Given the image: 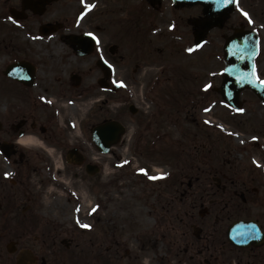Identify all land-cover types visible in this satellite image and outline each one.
<instances>
[{"label": "flooded vegetation", "instance_id": "1", "mask_svg": "<svg viewBox=\"0 0 264 264\" xmlns=\"http://www.w3.org/2000/svg\"><path fill=\"white\" fill-rule=\"evenodd\" d=\"M198 1L0 0V264H103L108 236L93 235L90 247L73 251L74 240L44 227L31 181L41 176L42 183L54 184L53 178L63 177L72 184L65 190L69 200L91 190L97 211L110 199L118 207L122 197L102 196L109 186L103 184L104 164L119 156L130 128L135 154L155 165L150 178L159 176L155 195L165 214L157 229L163 238L180 243L181 204L203 184L201 226L186 242L185 262L264 264V239L244 247L229 240L237 222L255 223L264 234V0H234L232 10L231 3L210 0L220 3L210 9L212 19L226 16L205 35ZM178 54L191 56V64L168 71L167 61ZM194 86L206 88L202 99L224 103L228 118L242 116L230 124L245 138L228 148L241 157L227 152L221 168L215 163L220 145L207 139L191 154L202 158L183 160L178 171L183 149L167 129L178 133L185 123L202 133L211 129L199 114L183 112L200 97L186 88ZM124 170L129 175L130 167ZM250 210H259L256 219ZM37 230L42 232L33 234Z\"/></svg>", "mask_w": 264, "mask_h": 264}, {"label": "rangeland", "instance_id": "2", "mask_svg": "<svg viewBox=\"0 0 264 264\" xmlns=\"http://www.w3.org/2000/svg\"><path fill=\"white\" fill-rule=\"evenodd\" d=\"M174 57L173 60L166 63V67L169 68L168 71L170 68L180 67L179 64L182 66L191 64L192 57L187 54H178ZM150 70L152 72L158 71L155 68H150ZM167 76H169L168 72ZM186 88L193 89L194 93H198L200 97H193L188 103L185 102L188 108H185L183 112L187 110L190 114H199L201 123H205L211 129L207 133H202L198 128L191 127L192 124L186 125V123L182 126L184 130L178 131V133L172 127L167 129L166 136L174 144L177 142L179 148L183 149L184 155L176 166L177 170L180 171V163L183 160L202 158L201 155L192 157L191 154L193 151H201L202 146L207 143V139H210L212 146L214 144L220 145V147L214 146L215 163L219 168L222 166V161L228 158L227 152H231L235 159H239L241 155L238 151H228V148L230 144H233V148H238L245 138L241 128L230 124L231 120L240 122L242 116L228 118V111L224 103L202 99L206 88L201 86ZM149 105V102H143L145 110H150ZM187 129H193V134H187ZM132 132L135 133L130 128L124 141V147L116 151L119 156L105 158L103 173V184L113 185L116 183L117 177L118 184L114 185L117 188L113 191H106L109 186L106 187L102 196L106 198L110 193H114L115 198L118 195L119 199L122 197V200H125V203L120 200L117 207L113 203L115 199H110L109 203L103 206L105 207L103 210L98 209L97 211V195L91 190L87 192L88 194L74 193V197L69 200L65 190H70L72 184L66 179L63 177L61 179L53 178L54 184H44L41 182V176H33L34 184L31 181V190L34 193V202H36L34 207L41 208L44 227H49L53 231L59 230L63 237L74 240L73 251H78L83 246L90 247L93 235L96 236L101 233L98 240L107 235L108 240L105 241L103 247L105 252L102 251V254L104 253L102 256L103 264H145V261L147 264H187L184 254L186 242L190 239L194 240L193 235L197 233L196 226H201L199 212L202 210L200 203H202L201 190L203 184H199L197 196L190 197V200L185 199L181 204V217L185 224L180 243L174 244L175 237L173 239L163 238L164 230L157 229L162 220V215L165 214L160 202L161 195L158 197L155 195L157 184H160L156 183L155 179L159 176H156L155 179L150 178L155 165L144 162L141 157L135 154L132 140L130 143L128 142ZM128 147L133 151L132 154ZM117 160L118 163H116ZM127 167H130L129 175H123L126 171L124 169ZM45 169L49 170V167L45 166ZM53 169L56 168L50 167V171ZM58 170L61 172L60 168ZM5 171L7 175H10L8 168H5ZM185 185H187V181H185ZM49 191L54 192L50 194ZM166 192L168 193V190ZM85 197L89 200L86 201ZM61 210L68 212V216L60 219L55 218L54 213ZM116 210L119 212L118 216L115 213ZM258 211L250 210L249 215L256 219ZM186 214H194L195 218L190 219V216L187 217ZM48 219L49 223H47ZM84 225L90 227L86 228ZM38 232L42 231L37 230L33 234H38ZM113 233L116 234V237L112 236ZM31 246L35 248V246ZM96 247L99 248V251L102 250L101 246L96 245ZM128 252L132 255L131 258L128 256ZM3 253L7 257L6 249ZM98 258L96 257V259ZM110 259L115 261H108ZM180 259L183 261L180 262ZM72 264H79V261H73ZM93 264L95 263L93 262Z\"/></svg>", "mask_w": 264, "mask_h": 264}, {"label": "water", "instance_id": "3", "mask_svg": "<svg viewBox=\"0 0 264 264\" xmlns=\"http://www.w3.org/2000/svg\"><path fill=\"white\" fill-rule=\"evenodd\" d=\"M199 1L201 4L205 6V14L207 15V18L201 22V27L207 30L210 27H213L214 23H216L212 19V15L210 14V9L215 5H220V3L219 2L213 3L210 0H199ZM228 8L232 10V6H229ZM225 16H226L225 12L221 13L219 21H223ZM230 104L237 106L238 102L234 101V102H230ZM104 152L107 153L108 149H105ZM237 226L233 229L232 232L233 239L231 238V240L238 246H244L251 243L253 240H258L262 238L261 233H259L260 231L258 232L257 227L254 223H248V224L239 223L237 224ZM240 232L242 233L241 235Z\"/></svg>", "mask_w": 264, "mask_h": 264}, {"label": "snow or ice", "instance_id": "4", "mask_svg": "<svg viewBox=\"0 0 264 264\" xmlns=\"http://www.w3.org/2000/svg\"><path fill=\"white\" fill-rule=\"evenodd\" d=\"M224 2H225V3H231V2H233V0H224ZM88 7L91 8L92 5H88ZM243 15H244V16H248V13L244 12ZM249 22H251V21H249ZM88 35H89V36H92L93 34H92V33H89ZM93 38L96 39L94 36H93ZM97 43H99L98 40H97ZM188 51H192V49L190 48V49H188ZM225 71H228V69H225ZM260 82H261L262 84H264V80H262V81H260ZM121 86H123L122 82H121ZM239 111H243V109H240ZM162 175H164V174H162ZM155 178H156V177H154V179H155ZM84 227L87 228V227H90V226H89V225H84Z\"/></svg>", "mask_w": 264, "mask_h": 264}, {"label": "bare ground", "instance_id": "5", "mask_svg": "<svg viewBox=\"0 0 264 264\" xmlns=\"http://www.w3.org/2000/svg\"><path fill=\"white\" fill-rule=\"evenodd\" d=\"M156 172H157V173H160V171H159V170H157Z\"/></svg>", "mask_w": 264, "mask_h": 264}, {"label": "clouds", "instance_id": "6", "mask_svg": "<svg viewBox=\"0 0 264 264\" xmlns=\"http://www.w3.org/2000/svg\"><path fill=\"white\" fill-rule=\"evenodd\" d=\"M145 264H147V261H145Z\"/></svg>", "mask_w": 264, "mask_h": 264}]
</instances>
